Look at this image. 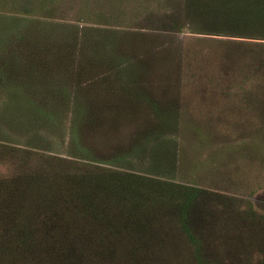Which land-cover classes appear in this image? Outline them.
<instances>
[{"label": "trees", "instance_id": "1", "mask_svg": "<svg viewBox=\"0 0 264 264\" xmlns=\"http://www.w3.org/2000/svg\"><path fill=\"white\" fill-rule=\"evenodd\" d=\"M184 18L205 34L264 40V0H184ZM34 20L17 42L31 57L20 67L25 78L11 55L2 84L27 105L29 124L70 137L71 158L0 143V264H264V215L235 196L174 182L163 165L171 163L166 145L149 169L115 167L151 132L180 127V58L158 40L163 34ZM235 54L225 58L244 60ZM248 54L245 76H264V44ZM243 94L247 106L264 111V97ZM119 119L146 126L127 124L126 145L104 143L110 155L84 145ZM173 156L175 164L180 155Z\"/></svg>", "mask_w": 264, "mask_h": 264}, {"label": "rangeland", "instance_id": "2", "mask_svg": "<svg viewBox=\"0 0 264 264\" xmlns=\"http://www.w3.org/2000/svg\"><path fill=\"white\" fill-rule=\"evenodd\" d=\"M6 16L20 20L8 21ZM32 19L163 34L158 40L171 43L174 56L180 58L179 70H175L180 82L174 90L178 91L181 105L180 127L174 131L175 126L168 125L162 134L151 132L150 138L141 143L142 150L126 158L132 162L124 161L115 167L131 163L137 170L149 169L151 163L157 162V147L166 145L171 163L163 165L172 171L174 182L235 196L264 215V111L247 106L243 94L248 91L264 97L259 88L264 86V76L252 70L248 76L244 74L250 66L245 59L251 45L264 44V40L205 34L185 20L184 0H0V69L12 55L20 63L18 78H25L24 68L20 67L31 59L30 53L17 44L18 37ZM228 50L237 53L234 59L241 55L244 60L232 63L225 58ZM2 82L0 76V143L23 149L40 146L49 149L53 157L70 159V137H58L61 128L52 133L43 124H29L31 111ZM152 82L160 81L152 78ZM152 84L154 88L160 86ZM149 120L150 116L148 125ZM121 121H117L115 129L104 127L96 135L93 130L84 145L104 156L114 152L105 144L118 141L126 145L124 129L128 123ZM140 125L146 126L144 122H134L128 128ZM29 126L32 128L27 130ZM165 137L169 143L164 142ZM175 151L180 158L177 156L174 164ZM4 238L0 235V240Z\"/></svg>", "mask_w": 264, "mask_h": 264}]
</instances>
